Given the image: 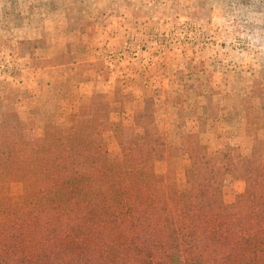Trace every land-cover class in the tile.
Segmentation results:
<instances>
[{"label": "rangeland", "instance_id": "obj_1", "mask_svg": "<svg viewBox=\"0 0 264 264\" xmlns=\"http://www.w3.org/2000/svg\"><path fill=\"white\" fill-rule=\"evenodd\" d=\"M97 26L103 27L104 32H94ZM77 31L81 32L79 41L76 33L73 34ZM60 38L69 41L72 56H59ZM111 38L125 43L122 50L114 51V47L107 46ZM96 39L102 45L97 58L100 71L105 66L118 67L139 60L149 70L164 56L187 59L186 63L182 62L186 70L197 76L183 82V74H177L176 85L165 82L162 88L155 81L150 88L152 93L142 92L136 99V104L143 108L134 114L132 124L128 122L130 113L126 115L125 111L132 104V96L128 87L118 86L110 100L108 95H93L90 104L72 114L64 127L56 112L43 125L37 120V124L23 123L20 115L8 112L0 117V141L9 145L11 158L29 152L33 162H38L48 144L62 145V136L76 133L81 123L94 137L100 136L108 154L115 155L120 142L128 141L133 134L139 135L138 128L147 126L156 130L159 138L152 148L155 173L179 192L189 187L185 180L190 164L185 153L188 144L204 147L212 158L236 149L237 158L222 186L224 203H233L244 192L243 161L250 158L256 141H264V0H0V89H22L19 84L23 81L24 75L20 74L24 68L19 67L20 61H27L28 73H35L79 59L78 55L83 54L82 44L87 42L91 48ZM52 51L58 56L55 60L51 58ZM194 58L201 64L192 63ZM205 59L212 61L207 68L203 65ZM240 61L242 67H231ZM201 72L206 73L200 75ZM234 83H240V90L233 93ZM137 86L141 84L137 82ZM206 86L212 99L202 93ZM65 98L51 100L62 107L61 100ZM202 102L208 103L206 110H201ZM164 105L168 107L166 111ZM196 110L199 128L197 133H191L187 126L194 121ZM164 112L166 118H161ZM211 124L213 129L208 127ZM210 130L217 138L231 136L238 146L209 145L200 134ZM9 172H15V168ZM2 192L16 198L23 188L18 183L9 186L4 183L0 184Z\"/></svg>", "mask_w": 264, "mask_h": 264}, {"label": "trees", "instance_id": "obj_2", "mask_svg": "<svg viewBox=\"0 0 264 264\" xmlns=\"http://www.w3.org/2000/svg\"><path fill=\"white\" fill-rule=\"evenodd\" d=\"M138 129L112 155L81 123L38 162L11 158L0 141V184L23 188L0 194V264H264V141L243 161L244 192L226 204L236 149L212 158L188 144L179 192L155 173L156 130Z\"/></svg>", "mask_w": 264, "mask_h": 264}, {"label": "crops", "instance_id": "obj_3", "mask_svg": "<svg viewBox=\"0 0 264 264\" xmlns=\"http://www.w3.org/2000/svg\"><path fill=\"white\" fill-rule=\"evenodd\" d=\"M99 27L100 28H98L97 26L94 31L97 32V34H101L102 32H104L103 27ZM112 28L114 30V27ZM107 30L111 29L108 28ZM75 33L77 35V41H79L81 32H73V34ZM28 40L30 39L28 38ZM57 42H59V39ZM59 43L62 45V47L58 49V51H60L59 56H72L74 54L72 49L68 48L69 41L67 39H61ZM119 44L120 43H117L116 38H111L107 46H110V48L114 47V51H120L122 50V46H124L125 43H121L120 47H118ZM82 45L84 46V49L82 50L83 54L78 55L79 59H74L66 63L54 64L52 67L38 70V72L35 73H28L30 68L27 66V64L29 63L25 60L20 61L19 67L24 68L22 71L20 70V75H24V77L22 78L23 81L21 82V84H19V86L22 85V89H0V106L2 107V110H0V117L8 112H14L18 116L20 115V121H23V123L31 121L37 124V121H42L43 125L47 123L45 119H48L51 114H54V112H56V114L60 115L61 117V124H63L61 127H64L67 125L68 119L72 114L78 112L81 107L90 104L93 95H108L109 97L116 86H118L120 88L128 87V90L132 96V104L129 105L130 107L128 106V108H126L125 106V111L127 112L126 115L130 113V121L128 122L132 124L134 114L138 113L143 108L140 105L136 104V99H138L139 94H142V92H148V94L152 93L150 92V88L155 81L158 87L162 88V85H165V82H168L171 85H176L175 80L177 81V74L179 76L180 74H183V82L185 78L195 79V76H197L195 72L186 70L188 68H186V66H184L182 62L186 63L187 59L186 61L183 59V57H177L176 60L167 59L164 58V56L156 61L150 68H148L149 70H145V62L139 60V62L137 63L124 62L122 64H118V67H116L115 65L113 67L105 66L104 71H100L97 67V58L100 55V52H102V45H100L99 39L93 40V43L90 46L91 48H88L87 42H84ZM51 50H54L53 47L51 48ZM111 52L113 51H110V53ZM57 57L58 56L55 55V53L52 51L51 58L55 60ZM203 61V65H205V68H207L212 62L207 59ZM104 63L106 64L105 60ZM192 63L201 64L196 58L193 59ZM242 64V61L236 62V64L234 62L231 67L234 66V68L239 69L243 66ZM152 71H155L153 73L154 75L152 74ZM205 73L206 72H201L200 75H205ZM91 74H93L92 77H90ZM150 75L151 77H149ZM137 82L141 84V87L137 86ZM239 86L240 83H234L232 85V92L234 93L240 90ZM201 87H204L203 84ZM56 88H58L57 91ZM225 88L228 87L226 86ZM205 89L206 90L202 92L203 95L207 97V99H212L213 95H211L210 88L206 86ZM56 97H70V99L65 98V100H61L62 107H58L59 105L57 104V106L56 104L52 103L51 100H55ZM198 99L203 100L205 98L200 97ZM166 103L168 104V100ZM134 106H136V109L133 110L132 108H134ZM199 106H203L201 107V110H206L208 108V103L205 104L202 102L199 104ZM130 108L132 109L131 111ZM167 109V105H164V111H166ZM174 110L176 115L178 107H176ZM223 113V117H225L226 111H223ZM161 118H166L165 112L161 113ZM199 119V112H197L196 110L194 121L192 120L191 124L187 126V128H190L188 129V131L190 130L191 133L198 132ZM156 121L158 122V117ZM208 127H210V129H213L212 124ZM211 131L212 130H210V132L208 131L204 135L200 134V137L205 138L209 145L219 146L221 144V147L224 146L223 143H228L230 146H238V143H236V141L233 140L231 136H229L230 138H217V136L214 135Z\"/></svg>", "mask_w": 264, "mask_h": 264}]
</instances>
